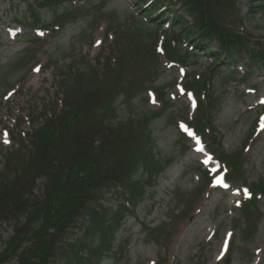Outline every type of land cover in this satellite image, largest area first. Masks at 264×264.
<instances>
[{
	"label": "trees",
	"instance_id": "16d2710c",
	"mask_svg": "<svg viewBox=\"0 0 264 264\" xmlns=\"http://www.w3.org/2000/svg\"><path fill=\"white\" fill-rule=\"evenodd\" d=\"M72 1L33 0L35 9L28 4L32 12L27 25L63 27L81 15L79 8L71 7ZM66 2L68 8L63 7ZM45 8L52 13L50 23L40 22L36 11ZM136 8L140 16L129 27H123L125 20L119 22L106 55H99L95 63L71 64L57 75V99L36 117L28 118L35 125L30 133L9 132L11 146L1 152L0 161V222L11 226L12 232L0 251V264L12 260L55 264L63 255L59 245L79 219L87 221L84 236L67 245L71 257L65 264H101L114 258L121 244L113 246L115 233L133 215L131 210L152 194L158 175L188 151L189 138L177 131V153L157 159L152 124L157 118H166L174 105L164 85H154L161 58L187 65L190 49L211 59L210 70L204 72L207 76L186 74L185 90L192 91L197 102L190 125L213 158L227 168V179L248 188L250 198L238 208L246 224L241 234L256 232L248 233L255 226L253 217L259 218L257 204L264 197V183H246L243 147L234 152L221 148L213 114L220 111L223 101L213 94V80L235 62L243 64L247 75L264 71V38L238 30L243 17L236 0H138ZM165 20L168 29L162 30ZM212 40L215 49L209 45ZM159 42L161 54L156 50ZM29 54L26 49L18 59ZM148 90L155 92L159 108L146 107L135 117L117 119L119 98L130 103L141 95L146 106L143 94ZM196 170L201 173L200 167ZM208 179L203 174L196 197ZM39 181L40 192L36 193ZM106 193L120 197L121 203L104 207L101 201ZM231 254L228 251L218 264H230Z\"/></svg>",
	"mask_w": 264,
	"mask_h": 264
},
{
	"label": "rangeland",
	"instance_id": "374dc122",
	"mask_svg": "<svg viewBox=\"0 0 264 264\" xmlns=\"http://www.w3.org/2000/svg\"><path fill=\"white\" fill-rule=\"evenodd\" d=\"M137 1L74 0L71 7L79 8L81 15L63 27L52 25L46 29L39 23L37 27L27 25L32 12L28 4L35 9L33 0H0V161L1 152L11 146L8 130L15 134L30 133L35 125L28 118L36 117L57 99V75L71 64L95 63L99 55H106L119 22L125 20L123 27H129L134 17L140 16ZM63 7L68 8L69 3ZM236 8L243 17L238 30L264 38V0H236ZM36 11L40 13V22L50 23L49 9ZM168 24L165 20L162 30L168 29ZM180 38L184 48L187 44L183 34ZM209 45L216 48L213 40ZM26 49L30 54L20 61L18 58ZM188 54L189 62L184 69L166 64L160 56L154 85H164V91L175 104L165 113L166 118H157L152 124L153 153L157 159L177 153V131H187L186 123L194 116L193 102L180 89L185 74L207 76L204 72L210 70L209 57L196 55L192 49ZM32 64L36 65L29 70ZM242 65L230 63L214 77L213 94L223 104L213 114V127L220 135L224 151H242L247 144L242 152L246 183H264V72L247 75ZM11 86L12 90L1 95ZM131 100L116 101L118 120L135 117L146 107L159 108L153 97H149L146 106L141 95ZM191 138L188 151L158 175L152 194L131 210L133 215L115 233L113 246L121 244L114 258L104 259L101 264H218L230 250V264H264V197L257 204L259 218L253 217L255 226L247 231L249 235L253 229L256 232L242 235L246 224L238 208L248 196L246 191L241 183L231 182L223 190L214 183L210 188L204 187L196 197L203 181L202 173L196 169L200 166L210 176L209 172H214L218 164L210 159L199 139L193 135ZM220 178L223 174L215 182ZM40 184L37 182L36 193L40 192ZM101 203L111 208L121 203V199L106 193ZM86 226V220L77 221L65 242L59 245L63 255L55 264H65L67 257H71V247L67 245L82 239ZM11 232V226L0 222V251ZM5 264L17 263L12 260Z\"/></svg>",
	"mask_w": 264,
	"mask_h": 264
},
{
	"label": "snow or ice",
	"instance_id": "6c2138e0",
	"mask_svg": "<svg viewBox=\"0 0 264 264\" xmlns=\"http://www.w3.org/2000/svg\"><path fill=\"white\" fill-rule=\"evenodd\" d=\"M5 142H7V141H5ZM222 182V181H221Z\"/></svg>",
	"mask_w": 264,
	"mask_h": 264
}]
</instances>
